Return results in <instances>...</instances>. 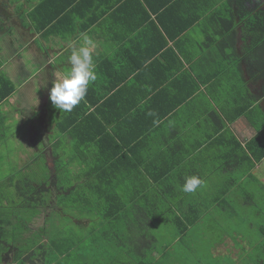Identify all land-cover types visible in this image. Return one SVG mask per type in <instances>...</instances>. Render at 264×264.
I'll use <instances>...</instances> for the list:
<instances>
[{
	"label": "crops",
	"instance_id": "1",
	"mask_svg": "<svg viewBox=\"0 0 264 264\" xmlns=\"http://www.w3.org/2000/svg\"><path fill=\"white\" fill-rule=\"evenodd\" d=\"M255 1L264 8V0H249L246 8ZM211 2L0 0V76L12 87L0 99V142L21 133L24 141L31 133L41 136L52 191V209L40 210L29 229L21 225L26 216L14 212L15 198L0 195V264H102L103 258L124 264L121 255L142 253L145 240H154L146 254L154 252L150 232L164 215L176 238L189 233L192 227L181 237L176 224L182 217L196 220L205 203L200 191L216 190L220 195L211 201L224 202L246 179L264 175V159L251 168L244 151L264 130V33L259 24L241 22L234 6ZM220 16H233L231 33ZM81 33L97 42L98 78L65 112L53 106L49 89L54 77L70 70L69 43L78 44ZM31 118L37 130L28 126ZM75 148L88 154L75 156ZM60 159L72 178L67 183L91 192L78 200L88 209L74 232L62 221L71 215L48 214L59 213ZM77 174L83 178L73 179ZM190 175L207 186L181 191ZM105 233L116 240L98 242ZM105 246L115 254L98 250ZM60 251L69 252L59 257Z\"/></svg>",
	"mask_w": 264,
	"mask_h": 264
},
{
	"label": "rangeland",
	"instance_id": "2",
	"mask_svg": "<svg viewBox=\"0 0 264 264\" xmlns=\"http://www.w3.org/2000/svg\"><path fill=\"white\" fill-rule=\"evenodd\" d=\"M26 61V60H24ZM26 65L27 63L24 62ZM23 66H25L23 64ZM27 71V67L23 68ZM15 71V70H14ZM18 75L19 72L14 73ZM15 78L12 77L13 81ZM35 119V118H34ZM31 118L28 126H34ZM16 128V127H15ZM23 132L26 130L24 128ZM35 129L38 127L35 125ZM32 135V137H29ZM23 140V134L8 142H0V195H6L8 200L16 196V183L24 186V180H34L37 183L46 181L50 177L49 168L45 164L42 154L44 140L41 136L31 133ZM62 146H65L62 141ZM66 159L61 160L63 171H66ZM64 165V166H63ZM41 170V171H40ZM37 173V175H36ZM63 178V176L60 175ZM264 175L254 174L231 191L224 202L211 201L210 197H219L216 190L200 191L204 196V214L192 230L178 239L175 229L166 215L153 222L155 237L154 252H148L149 264H264ZM60 184V183H59ZM61 184L67 187L64 180ZM207 186V185H204ZM213 187V186H211ZM56 198L59 196L55 195ZM64 217L62 221L68 222L70 230L74 232L80 222L83 206L61 207ZM56 216V214H55ZM57 217V216H56ZM41 220L32 222V227L41 224ZM53 223L56 222V218ZM63 226L62 222H59ZM86 230L84 235L86 236ZM100 232H98L99 234ZM80 235H83V231ZM105 236V238L103 237ZM114 236L108 234L96 238L98 242L110 245ZM116 240V239H115ZM126 243V241H125ZM103 253H114L116 249L105 246ZM124 250V249H123ZM122 254L120 262L130 264V259ZM108 256L109 254H105ZM102 264L109 261L102 259Z\"/></svg>",
	"mask_w": 264,
	"mask_h": 264
},
{
	"label": "trees",
	"instance_id": "3",
	"mask_svg": "<svg viewBox=\"0 0 264 264\" xmlns=\"http://www.w3.org/2000/svg\"><path fill=\"white\" fill-rule=\"evenodd\" d=\"M200 0H198L199 2ZM202 1V0H201ZM206 0H203V2H205ZM210 3V0H207ZM223 1L226 5V8H230L232 6L235 7V14L236 16L240 17V21L241 22H245V23H250L252 25L253 28H255V26H257V24L260 25V29L261 32L264 33V8L262 7V5L260 3H258L257 1H255L254 5L252 6V8H246L245 3L248 2L249 0H220ZM214 2H218V0H212L211 4L214 7ZM260 8V9H259ZM198 18H199V14H198ZM217 19V23H218V18ZM220 22L222 24H226L227 27L224 29V31H228L229 33H231L233 31V22H234V18L233 16L230 17H225L222 19V16H220ZM256 24V25H255ZM233 26V27H232ZM264 35V34H263ZM254 38L256 40H258V38L256 36H254ZM263 38H261L262 40ZM264 44V41H262ZM6 87V91L4 93H2V89ZM12 90L11 84L10 82L4 78L3 76H0V99H3L4 97H6ZM66 132V127L64 128H60V134ZM257 141L260 142V147L257 146ZM62 148V144L60 143V150ZM246 150L245 153H248L252 160V164H251V168L254 167V163H259L260 161H262V159H264V130H259L256 134V136L249 142V144L245 147ZM75 156L79 155L81 156L82 153H86V155L88 154V152H84V150L82 151V149H77L75 148ZM44 156V160L45 155L44 153H42ZM59 163L61 164V159L59 161ZM59 164V166H60ZM62 165V164H61ZM64 166V165H63ZM66 166V165H65ZM66 171H63V174L59 179L60 184L57 186H54L55 188V192L54 194L59 196V198H57L58 200V208H59V213L56 212H52V213H48L49 217H51V214H63L62 210L60 209L61 207H67L70 204L72 206H78L80 205L78 203L79 198L85 197L88 198L89 195L91 194V192H84L83 193V189L82 186L79 185L78 187H74L73 185L68 184L67 182L69 180H72V178L70 176H68L67 174H64ZM86 180L88 182L87 186H90L91 182V176L89 174H87L86 176ZM252 177V176H251ZM83 175L82 174H77L76 177H73V179H82ZM64 180L65 183H67V187L63 186L61 184V181ZM24 186H21L18 182L16 183V196L15 200L12 199V201L14 203H12V206L15 210H19V212L21 214H24L26 217L22 220L21 225H24L25 227L28 228L29 223L31 221V218L34 217L35 215L40 213V210L42 211H46V209H52L50 206V200L52 197V191H51V180L50 177L46 180L43 181L41 183L35 184L33 181L29 180V179H25L23 181ZM70 187V188H69ZM80 202V200H79ZM19 208V209H17ZM87 208V207H83ZM88 209V208H87ZM92 210H94L97 214H101L103 216V219H110L107 215V213L105 212H101L100 208L98 207H93ZM17 212V213H19ZM204 211H203V207H198V215H196V220H190L189 218L184 219L182 217V221L181 224H176V230L177 233L181 236L184 235L191 227L193 228L195 226V224L197 223V221L199 222L201 217L203 216ZM105 221V220H104ZM182 237V236H181ZM154 248V240L150 239V240H145V249L142 250V253H137V254H125L124 256L129 257L130 259V264H149L148 263V257L146 258V252L147 251H151ZM70 251V250H69ZM69 251H60L58 252V256H62L63 254L68 253ZM34 252H29L27 253V256H31L33 255ZM54 254V253H53ZM68 254L64 255L67 256ZM133 260V261H131ZM57 263V261L55 262ZM126 264V263H124Z\"/></svg>",
	"mask_w": 264,
	"mask_h": 264
},
{
	"label": "clouds",
	"instance_id": "4",
	"mask_svg": "<svg viewBox=\"0 0 264 264\" xmlns=\"http://www.w3.org/2000/svg\"><path fill=\"white\" fill-rule=\"evenodd\" d=\"M69 47L70 70L54 77L49 89V99L53 106L65 112H71L85 99L89 86L98 78L94 60L97 42L87 33H81L80 42L69 43ZM48 83L46 79L43 86L47 87ZM148 115L154 113L149 112ZM203 185L204 181L199 176L190 175L184 178V183L180 187L185 193H193Z\"/></svg>",
	"mask_w": 264,
	"mask_h": 264
}]
</instances>
